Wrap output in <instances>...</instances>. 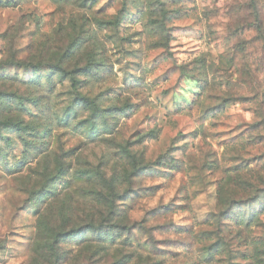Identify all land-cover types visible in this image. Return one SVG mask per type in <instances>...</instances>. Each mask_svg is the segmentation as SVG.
Here are the masks:
<instances>
[{"label": "rangeland", "instance_id": "374dc122", "mask_svg": "<svg viewBox=\"0 0 264 264\" xmlns=\"http://www.w3.org/2000/svg\"><path fill=\"white\" fill-rule=\"evenodd\" d=\"M0 264H264V0H0Z\"/></svg>", "mask_w": 264, "mask_h": 264}]
</instances>
